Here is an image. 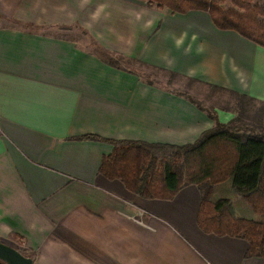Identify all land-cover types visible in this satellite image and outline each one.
Instances as JSON below:
<instances>
[{"label": "crops", "instance_id": "obj_1", "mask_svg": "<svg viewBox=\"0 0 264 264\" xmlns=\"http://www.w3.org/2000/svg\"><path fill=\"white\" fill-rule=\"evenodd\" d=\"M216 93L264 106V47L209 13L0 0V242L34 264H264L200 229L198 187L146 200L100 172L110 141L183 146L215 127L208 112L239 120Z\"/></svg>", "mask_w": 264, "mask_h": 264}, {"label": "trees", "instance_id": "obj_2", "mask_svg": "<svg viewBox=\"0 0 264 264\" xmlns=\"http://www.w3.org/2000/svg\"><path fill=\"white\" fill-rule=\"evenodd\" d=\"M136 1L178 14L209 13L218 29L235 31L264 47V6L252 0H231L235 8L229 10L223 8L227 0ZM107 64L122 69L117 61ZM208 114L215 127L193 144L110 141L115 150L103 159L100 172L109 180H120L127 191L146 200H173L183 188L198 187L203 192L200 229L221 237L245 239L250 244L249 256L264 258V129L244 125L240 119L224 124L212 112ZM230 180L236 196L260 221L236 218L230 199H211L214 187Z\"/></svg>", "mask_w": 264, "mask_h": 264}, {"label": "rangeland", "instance_id": "obj_3", "mask_svg": "<svg viewBox=\"0 0 264 264\" xmlns=\"http://www.w3.org/2000/svg\"><path fill=\"white\" fill-rule=\"evenodd\" d=\"M253 4L255 5H260V6H264V0H252ZM223 8L225 10H229V9H234V5L232 3L231 0H227L224 5ZM144 72V71H142ZM148 72L150 75L149 76H154L156 79L160 80L161 78H171L169 75L166 74H160V73H156V72H149V71H145ZM161 77V78H160ZM152 78V77H151ZM180 82V84L183 86V88H185V83L186 81H178V83ZM206 93V96H212L213 94H211L210 91H204ZM202 96V95H201ZM214 96V95H213ZM212 96V97H213ZM215 97L218 98H214L215 100L220 101V99L222 101H234V99L231 98L230 95L228 94H217L215 95ZM240 102L241 107H239V113H238V119L241 120V123L250 127H255L256 129H264V106L255 103L254 101L251 100H239V101H234V103L238 104ZM222 107V106H220ZM209 108L211 110H213L214 106H209ZM162 157V155H161ZM211 199L213 201H217L220 199H230L233 203V211H238L241 209H245V211H250L252 212V214H245L243 215L244 218H252L251 220L254 221H260V217L256 214L253 213V211L251 210V208L240 198H238L235 194V191L233 189V182L232 180L226 182L225 184L219 185L214 187L213 189V194ZM247 209V210H246Z\"/></svg>", "mask_w": 264, "mask_h": 264}, {"label": "water", "instance_id": "obj_4", "mask_svg": "<svg viewBox=\"0 0 264 264\" xmlns=\"http://www.w3.org/2000/svg\"><path fill=\"white\" fill-rule=\"evenodd\" d=\"M0 262L3 264H34L32 258L24 256L16 249L0 242Z\"/></svg>", "mask_w": 264, "mask_h": 264}]
</instances>
